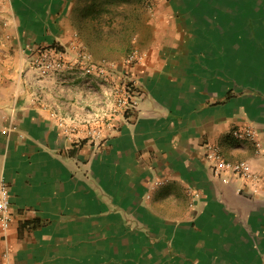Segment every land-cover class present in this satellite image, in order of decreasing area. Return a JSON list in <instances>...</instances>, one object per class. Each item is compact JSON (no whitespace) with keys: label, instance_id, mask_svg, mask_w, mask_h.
I'll return each mask as SVG.
<instances>
[{"label":"crops","instance_id":"0c3cea01","mask_svg":"<svg viewBox=\"0 0 264 264\" xmlns=\"http://www.w3.org/2000/svg\"><path fill=\"white\" fill-rule=\"evenodd\" d=\"M71 44L134 76L97 139L31 95L37 50ZM248 124L264 141V0H0V264H264V187L207 157L264 175Z\"/></svg>","mask_w":264,"mask_h":264},{"label":"rangeland","instance_id":"374dc122","mask_svg":"<svg viewBox=\"0 0 264 264\" xmlns=\"http://www.w3.org/2000/svg\"><path fill=\"white\" fill-rule=\"evenodd\" d=\"M60 52L66 54L62 56ZM46 53L49 55L45 57ZM83 53L90 55L89 62L82 58ZM60 62L62 66H58ZM29 66L33 70L32 98L61 116L60 125L73 137L100 138L120 115L130 111L121 99L123 86L135 85L134 76L122 72L115 62L96 61L76 44L38 49Z\"/></svg>","mask_w":264,"mask_h":264},{"label":"built area","instance_id":"2783aa9c","mask_svg":"<svg viewBox=\"0 0 264 264\" xmlns=\"http://www.w3.org/2000/svg\"><path fill=\"white\" fill-rule=\"evenodd\" d=\"M148 6L153 10L155 0H146ZM57 54V51H55ZM63 56L66 53H61ZM49 53L45 54V57ZM62 56L60 58H62ZM82 58L86 61H90V55L87 53L81 54ZM52 65V63H48ZM48 65V66H49ZM58 66H62V63H58ZM124 94L121 99L122 105L126 110L135 108V94L136 85H124ZM231 134L237 139L251 138L254 140L255 146L258 151H261L264 147V141L260 138L258 128L253 124H248L243 128L234 127L231 129ZM208 160L214 169V174L224 179L225 181H241L242 184L238 190L244 192L250 187L251 193H260L264 187V175H262L249 160H230L227 159L222 153L218 145H210L207 152ZM11 211V198L8 186L5 182L0 184V224L7 228L12 221Z\"/></svg>","mask_w":264,"mask_h":264}]
</instances>
